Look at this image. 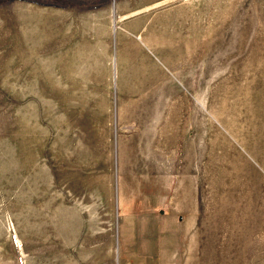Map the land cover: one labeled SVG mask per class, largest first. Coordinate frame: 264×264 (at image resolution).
<instances>
[{
  "label": "rangeland",
  "instance_id": "rangeland-1",
  "mask_svg": "<svg viewBox=\"0 0 264 264\" xmlns=\"http://www.w3.org/2000/svg\"><path fill=\"white\" fill-rule=\"evenodd\" d=\"M0 264H264V0H0Z\"/></svg>",
  "mask_w": 264,
  "mask_h": 264
}]
</instances>
